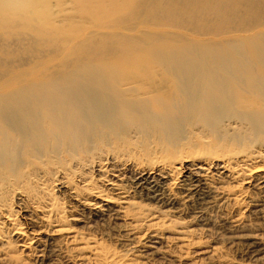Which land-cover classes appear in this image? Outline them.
I'll list each match as a JSON object with an SVG mask.
<instances>
[{
  "label": "bare ground",
  "instance_id": "bare-ground-1",
  "mask_svg": "<svg viewBox=\"0 0 264 264\" xmlns=\"http://www.w3.org/2000/svg\"><path fill=\"white\" fill-rule=\"evenodd\" d=\"M226 1L199 6L186 0H140L136 13L146 14V21L168 20L175 28L192 30L198 22L203 29L213 28V22L231 19ZM39 3L0 0L1 45L16 41L28 53L60 47L63 36L59 41L56 29L46 35L30 22ZM230 4L251 14L248 20L243 15V27L253 25L261 3ZM212 6L218 8L217 17L204 15ZM75 40L55 63L78 45L80 53L91 51L85 63L106 64L88 38ZM227 55L202 57L211 62L206 68L199 66V58H186L166 81L103 76L95 65L80 73L84 59L54 65L20 57L0 67V257L9 256L10 241L36 264H134L139 257L150 263L166 253L163 243L189 250L195 235L206 234L214 224L211 232L228 233L229 245L238 246L245 260L257 261L264 254L258 234L264 231V70L257 73L256 67L264 69V45ZM85 170L100 172L102 182L86 179ZM129 170L132 179L125 185ZM56 189L66 208L52 194ZM150 203L160 208L156 216L145 207ZM67 212L78 223L122 222L118 241L125 253L67 225ZM171 217L189 224L168 241L163 221ZM196 255L219 261L215 247Z\"/></svg>",
  "mask_w": 264,
  "mask_h": 264
},
{
  "label": "rangeland",
  "instance_id": "rangeland-1",
  "mask_svg": "<svg viewBox=\"0 0 264 264\" xmlns=\"http://www.w3.org/2000/svg\"><path fill=\"white\" fill-rule=\"evenodd\" d=\"M39 1L40 3L37 5V8L41 9H33V12L35 11L36 13L33 15L30 22L36 26H42V28H40L44 30L42 31L43 33L48 30L51 32L52 30L56 29V32H58L59 35L58 36L56 33L59 41V37L63 36L61 37L62 40L60 42V47L54 48L53 50L41 49L37 53H28L27 50L23 49L20 45L15 43L16 41H14V43L12 44H9L8 46L0 44V64H2V66L0 67L5 66L7 68L10 65L16 64L19 62L18 59L20 57H26L31 60H44L53 63L54 65H60L63 63L73 64L75 62H79L80 59H84L85 61H82L83 63L79 64L80 67L78 71L80 73H89L95 65L96 67L101 69L99 72L103 76H111L120 79H134L137 81L146 79L166 81L174 78V76L171 75L172 71L170 70L176 69L175 66H177L178 64H184V60L186 58H199V66L206 68L211 64V62L206 59H202V57L216 58V55L228 53L227 58H231L233 56V49L252 50L253 48L264 45V34L262 39L259 38V36H256L258 32H264V29H262L264 28V0H253L254 3H261V6L257 7L260 4L256 6V15H254L255 18L253 19L252 26L251 24H249V27L242 26L243 20H245L246 18V20H248V17H250L251 14L247 13V10H244L243 13H240L237 5L230 4V2L237 0H227L226 2L230 4H228L225 8L228 10V13H226V10L224 8L222 10H225L224 14L226 13L231 17V19H229V17L225 15L228 18V21L231 20L232 23L229 22L231 24H229L226 19L224 20L225 22L227 21L226 25H229L231 27L227 26L226 28V25L222 23L224 22L222 19H220L222 23L221 25L220 21H216L218 20L217 18L215 21L218 24L220 23V25L222 26L221 28L220 25L217 26V23L213 22V26L216 25V27L212 26L213 28H210L211 26H208L207 28L203 29L204 27H201L200 22H198L193 28H191L192 30L184 27L175 28L173 27V24L171 25L169 23L168 20H161L158 22L146 21V14L145 16H143L142 14L141 16V14L139 15L138 13H136V8L140 0ZM186 1H188L192 5L199 2L200 4H198L200 6L201 2L213 3L217 0ZM42 2H44L45 4L47 3L46 5L49 7L46 8L47 6L43 3L45 5H43V8L41 6ZM217 9L215 6H212L210 9V13L208 11V13L204 15L210 16L211 14V16H214V11ZM243 15L245 17H243ZM214 17L217 16L215 15ZM242 17L244 18L243 20ZM45 20L48 21L47 23L49 24L46 25ZM197 26L200 27L197 28ZM233 26H235L236 29H232ZM46 35H48V32ZM80 35L82 36L81 38ZM83 38H88L91 46L97 47L96 49L94 48L93 51L97 50L100 55L104 56V60H99L105 62L106 64L92 61L91 62L94 65L85 63L89 62V59L83 57L89 56L91 51L80 53L81 50H77L79 49L78 45H75L76 50L70 53V55L61 63L57 64L55 63V61H53V59H56L57 56L62 55L63 49L64 47L68 46L67 44L69 43V41L71 42L72 40L77 39L75 41L80 42L81 40H84ZM67 51L68 49H66L65 52ZM131 68L135 69V73L130 72ZM229 69L233 71V66L229 67ZM263 70V66L256 67L257 73H261L263 72ZM92 76L93 75L88 74L87 77ZM206 77L213 78L214 76L212 74H208ZM70 166H73V163ZM111 168L112 167L110 166L109 169ZM85 173H88L85 178L89 180L92 179L91 181L93 183L95 181H99L98 184L102 182V179L97 177L101 174L100 172L93 170L90 173L88 172V170L87 172L85 170ZM108 175L109 178L113 177V172L108 171ZM132 175L133 174L132 172L130 173V170L124 174L125 177L123 183L125 185L130 184ZM74 178V182L78 184L79 179H77V177ZM53 185L54 183L52 184V188ZM84 189L88 190L89 186H85ZM52 194L54 196H57L58 198L60 196L58 200L64 202L63 206L67 207V203L65 202V200H62L63 197H61L60 193L57 192V189ZM136 200L140 201L138 199ZM144 203L146 202L144 201ZM151 204L152 203L145 206L146 209L150 210V213L155 214L156 211L160 210L159 207L157 208L155 207V205ZM86 214H89V212H87ZM157 214L158 213H156L154 216H156ZM191 215L192 214L189 213L186 214L185 217L189 218ZM219 215L221 214L217 213V216ZM66 217H68V221L66 222L67 225H70L74 229L81 231L82 233H84V235L93 234V236H95L97 239H100L103 246L114 250L119 254L125 253L126 248L118 241L120 237L118 227L122 222L100 221V224L96 225L93 221H89L88 223L87 221L78 223L69 220L71 219V215L68 212L66 213ZM150 218L151 217H148L146 220H149ZM19 219L21 218L19 217ZM215 220H218V218ZM20 221L22 222V220ZM218 221H220V219ZM163 222L165 224L164 228L166 230L165 235L169 237L168 241L172 240V238L178 237L181 229L188 226L189 224H187V219H183V217H171L165 219ZM251 222L259 223L261 222V219H254ZM115 223L117 225H115ZM263 223L264 221H262V225L264 226ZM22 226L24 228L27 227V225H24L23 222ZM210 228L211 231L215 232L216 226L214 224H211ZM100 231L102 232L101 234ZM211 231L207 232L206 234L195 235V238L193 239V242L195 243L194 248L187 250L176 244H173L172 241H170L169 244L163 243L162 250L166 253H161V255L156 256L154 260H150V263H145V261L141 257L134 258L133 263L211 264L213 262H219L221 264H237L245 261L246 264H264V254L261 255L257 261H254V263L252 261L251 263V261L245 260L246 258H243V255L241 254V251H239L238 246L231 245V243L229 245V241L227 239L229 238L228 233L218 236V234H214V232ZM248 233H250V231H248ZM259 233L260 237L262 236V238L264 239V231L258 232V234ZM234 240L235 237L233 236V241ZM2 243H0V246L2 245ZM213 247H215L217 250L219 261L217 260L215 262L216 259H214L213 261V259L208 258V256H202L203 258H199L196 255L199 250L207 252ZM19 249L20 248L18 246L9 241V256L5 259L4 257H0V264H13L12 261H19V264H21V262L22 264H36L32 260V257H28L26 255L28 251H26V253L20 252ZM1 255L3 256V254Z\"/></svg>",
  "mask_w": 264,
  "mask_h": 264
}]
</instances>
